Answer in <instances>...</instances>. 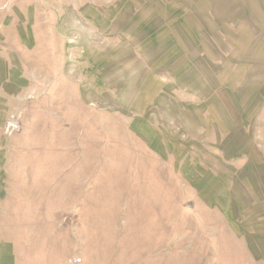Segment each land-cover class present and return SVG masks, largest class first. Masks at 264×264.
Masks as SVG:
<instances>
[{
    "label": "rangeland",
    "instance_id": "1",
    "mask_svg": "<svg viewBox=\"0 0 264 264\" xmlns=\"http://www.w3.org/2000/svg\"><path fill=\"white\" fill-rule=\"evenodd\" d=\"M0 264H264V0H0Z\"/></svg>",
    "mask_w": 264,
    "mask_h": 264
}]
</instances>
